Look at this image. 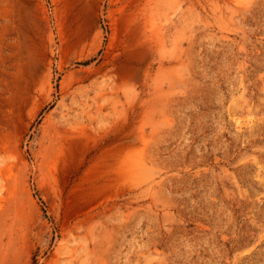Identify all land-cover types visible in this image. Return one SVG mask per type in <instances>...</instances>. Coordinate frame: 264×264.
I'll return each mask as SVG.
<instances>
[{"label": "rangeland", "instance_id": "obj_1", "mask_svg": "<svg viewBox=\"0 0 264 264\" xmlns=\"http://www.w3.org/2000/svg\"><path fill=\"white\" fill-rule=\"evenodd\" d=\"M0 264H264V0H0Z\"/></svg>", "mask_w": 264, "mask_h": 264}]
</instances>
